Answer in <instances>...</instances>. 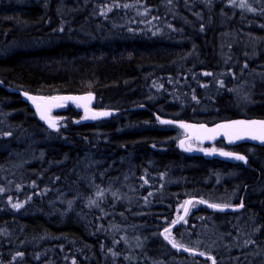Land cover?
Here are the masks:
<instances>
[{
  "label": "trees",
  "instance_id": "16d2710c",
  "mask_svg": "<svg viewBox=\"0 0 264 264\" xmlns=\"http://www.w3.org/2000/svg\"><path fill=\"white\" fill-rule=\"evenodd\" d=\"M231 9L225 0H0L3 86L45 97L92 93L94 109L122 110L43 137L34 113L0 87L8 130L44 139L22 170L28 182L19 196L0 195V264H209L162 241L159 232L174 220L177 203L167 193L206 202L232 189L238 199L244 188L240 212L198 206L173 237L214 264H264L263 149L253 148L254 156L246 152L249 145L233 149L251 169L182 158L171 141L174 130L151 115L206 125L262 119L261 96L253 98L256 107L239 111L226 95L247 55L260 49L245 48L249 18L240 21ZM252 32L264 39V29ZM201 88L210 97L204 103L209 113L186 108ZM155 95L160 99L150 101ZM53 114L78 117L71 109ZM216 173L232 181L205 183ZM11 200L23 203L19 211L7 206ZM245 230L249 246L229 242Z\"/></svg>",
  "mask_w": 264,
  "mask_h": 264
},
{
  "label": "rangeland",
  "instance_id": "374dc122",
  "mask_svg": "<svg viewBox=\"0 0 264 264\" xmlns=\"http://www.w3.org/2000/svg\"><path fill=\"white\" fill-rule=\"evenodd\" d=\"M225 1L228 6L233 8L231 9L232 12H234L236 9L239 11L238 19L240 21H246L247 18H249V26L247 28L251 30V34L249 33L248 36H246L245 48L252 49L255 46L260 47V49L256 52L249 53L247 55V62L244 66L241 67L242 72L239 76V82L235 81L234 78L232 79L231 77V86L226 91L227 98L233 103V108L235 110L237 109L239 111H242L245 108L249 107L250 104H253V101H255L253 100L254 97L258 98V95L261 96V93L256 94L257 89L260 90V86H264V39L260 40L258 38H255L252 32V29H264V17H262L263 23L261 22L260 24H257L255 21L258 15L261 16L264 13V0ZM81 2L86 3V0H81ZM245 24L247 25L248 23ZM201 77L210 79L212 75L210 73H201ZM169 82H171V80H169ZM192 93L193 94L188 97L190 104L186 108L190 111L200 110V112L202 113H209L212 108H210L209 106H207V104L204 103L206 99L210 97L204 95L205 93L203 92L202 88L199 90V94L196 93V95L193 91ZM159 99L160 97L156 95L149 98L150 101H156ZM201 102H203L202 105ZM182 108L183 110L185 109V107ZM66 109H71L77 112L78 117L74 119H67L63 116H55L53 113H51V119L45 121L44 123H41L44 127V131L41 132L43 137L47 136V133H52L53 135L57 136L61 133L60 130L69 124H81L91 122L90 118L84 115L81 111H79V108L76 105L68 102L65 110ZM8 115V113L3 112V107L0 105V152L5 153L3 155L4 161L0 163V195L14 194V197H17L19 196L21 190L25 187L24 184L26 183L27 185L28 182L27 176H24V178L21 177L22 170L25 169L24 167L27 164V161L30 162L36 159L37 155L35 154V152L39 149V145L43 143L44 139H37L35 135H30L28 133H20L14 136V134H12V132L8 130L10 129ZM34 116L37 119L35 114ZM49 122H54L55 127H49ZM182 136L184 135L179 130H174L173 138L171 139L173 145L177 146V141ZM13 142L15 143V146L11 148L10 146H12ZM190 145L192 146V143H189L188 141L186 143V146L189 147ZM210 150L212 149H209L208 151ZM246 152L248 155L254 156L252 149H246ZM225 179L231 180L232 178L216 173L211 181L209 179H206L205 183L211 182L212 185H218ZM168 183L169 181L167 180V188H169L171 185V183ZM18 185L20 186V189H17ZM24 194H27V192H25ZM238 194V189H232L229 193L224 194L221 197L210 198L211 200L207 199L206 202L216 205H231L233 201L237 200ZM25 197H27V195ZM63 197L64 195L58 194L56 200L60 202ZM167 198H173L177 200L176 211L173 213V219H175L176 216L179 214L180 209L182 207V203L186 199V197L178 198L174 194L167 193ZM16 200H11L10 203H7V206H10L13 211H19L23 204ZM197 207V204H193L190 208L189 214L196 210ZM236 219H240V217H237ZM161 221H163V219ZM162 224H164V221L162 222ZM183 229L184 228L178 230V234L182 235ZM2 230L5 232L4 229ZM158 232L159 229H157V233ZM183 235L184 237L187 236L185 232L183 233ZM165 236H168L171 241L178 244L174 239L172 232L165 233ZM229 242L236 244V246H239L240 248L246 245L249 246L251 244L250 240L248 239V232L246 230L244 233H240L239 235L231 238ZM199 243L202 245L201 241H199ZM255 257H257V254H253V258Z\"/></svg>",
  "mask_w": 264,
  "mask_h": 264
},
{
  "label": "water",
  "instance_id": "95a60500",
  "mask_svg": "<svg viewBox=\"0 0 264 264\" xmlns=\"http://www.w3.org/2000/svg\"><path fill=\"white\" fill-rule=\"evenodd\" d=\"M0 87L8 93H14L19 96L21 102L27 105V107L36 114L38 120L42 123L51 118V112L65 109L66 103L68 102L77 105L80 111L84 115L88 116L91 121L109 120L110 118L116 117L122 112V110L113 109H93L91 105L94 100V95L92 93L64 94L45 97L39 95H32L14 88L4 87L1 82ZM141 108L142 106H138L136 109ZM103 113H108V115H103ZM42 115L45 117L44 119H41ZM152 118L157 124L161 126L179 128L185 136L179 139L177 144L181 151L191 156H200L207 160L216 159L218 161L228 162L231 164L238 163L241 165H245L247 162V158H245L239 153L201 152L188 150L184 146V143L188 141H194L196 144L199 145H212L217 142H222L228 148H234L236 146L244 144L264 148V143H261L259 139L250 138L251 134H259L261 130V124L264 123V120L262 119H231L216 122L212 125H204L180 120L161 118L155 113L152 114ZM161 121H169V123H161ZM222 153H229L231 155H223ZM235 156H243L245 159L238 160L234 158ZM189 201L191 203H186ZM193 203H197L198 205L209 210L210 212L221 214H234L240 212L243 207L241 201L238 205H216L218 207H209V205L215 204H210L197 198H188L183 202L180 213L174 221H177L179 217H183L184 220ZM185 208L187 209V214H185ZM183 220L175 224L171 223L169 226L165 227L163 230L160 231L159 234L163 242L172 251L191 255L198 259L209 260L210 264H214L212 257L203 255L195 250L188 249L179 245H177V247H173L172 243L169 242V239H165V229L168 228L171 231L172 229L176 228L179 224H181Z\"/></svg>",
  "mask_w": 264,
  "mask_h": 264
},
{
  "label": "flooded vegetation",
  "instance_id": "af4514ba",
  "mask_svg": "<svg viewBox=\"0 0 264 264\" xmlns=\"http://www.w3.org/2000/svg\"><path fill=\"white\" fill-rule=\"evenodd\" d=\"M260 88H261L260 89V91H261V98H260V103L258 105L264 106V86H260ZM256 106H257V104L256 105L250 104L249 107H248V109H252V108H254ZM152 113L153 112H151V115H152ZM260 118H262V120H264V116L263 117H260ZM170 130H179V129H177V128H170ZM186 143L187 142L184 143L185 148H187L189 150H192V151H201V152H229V151H231V152H234V150H233L234 148H227V147H225L221 143H216V144H213V145H199V144H196L194 141L193 142L192 141H189V143H192V146L190 145L189 147L186 146ZM173 147L178 150V153H177L178 156H180L182 158L184 156H191V155H188V154L184 153L183 151H181V149L179 148L178 144H177V146L174 145ZM251 147H252L251 148L252 150H253V148H259V147H255V146H251ZM209 149H212V150L208 151ZM260 149H263V153H264V148H260ZM191 157H199V158H202L200 156H191ZM205 160H207V159H205ZM214 160L217 161V163L220 162V161H218L216 159H211V161H214ZM244 167L245 168H248V169H251L252 168L250 165H248V162L246 163V165ZM244 194H245V188L243 189L242 193L240 194L239 198L237 199V203H236V201H234L232 204L233 205H236V204L240 203V201L242 203V199H243Z\"/></svg>",
  "mask_w": 264,
  "mask_h": 264
},
{
  "label": "snow or ice",
  "instance_id": "6c2138e0",
  "mask_svg": "<svg viewBox=\"0 0 264 264\" xmlns=\"http://www.w3.org/2000/svg\"><path fill=\"white\" fill-rule=\"evenodd\" d=\"M66 99H71V98H66ZM103 115H108V113H103ZM44 118L45 117L42 115L41 119H44ZM161 123H169V121H161ZM240 123H242V122H240ZM49 127H55V123L54 122H49ZM250 138L259 139L261 141V143H264V123L261 124V130H260L259 134H251ZM222 154L223 155H231L229 153H222ZM234 158L238 159V160H244L245 159L243 156H235ZM186 203H191V202L189 201V202H186ZM209 207H218V206L209 205ZM185 214H187V209L186 208H185ZM181 220H183V217H179L177 221H173L172 223L175 224V223H178ZM168 232H170V229L166 228L165 229V233H168ZM165 239H169V237L165 236ZM169 242L172 243L173 247H177L176 243H174L173 241L169 240ZM185 250H187V249H185Z\"/></svg>",
  "mask_w": 264,
  "mask_h": 264
}]
</instances>
